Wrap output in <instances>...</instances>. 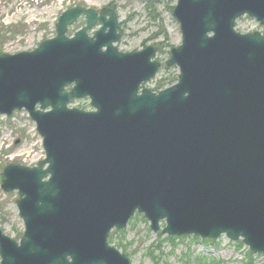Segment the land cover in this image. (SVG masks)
I'll list each match as a JSON object with an SVG mask.
<instances>
[{
    "label": "water",
    "instance_id": "95a60500",
    "mask_svg": "<svg viewBox=\"0 0 264 264\" xmlns=\"http://www.w3.org/2000/svg\"><path fill=\"white\" fill-rule=\"evenodd\" d=\"M173 16L182 43L166 66L180 74L158 94L141 91L155 48L120 53L109 8L68 10L55 38L0 55V115L25 110L46 153L5 168L25 232L0 228L1 264H131L109 237L136 213L154 233L226 235L264 255V36L235 30L244 16L264 26V0H178ZM84 99L94 110L68 107Z\"/></svg>",
    "mask_w": 264,
    "mask_h": 264
},
{
    "label": "rangeland",
    "instance_id": "374dc122",
    "mask_svg": "<svg viewBox=\"0 0 264 264\" xmlns=\"http://www.w3.org/2000/svg\"><path fill=\"white\" fill-rule=\"evenodd\" d=\"M176 4L177 0H0V55L30 52L55 38L59 18L68 10L83 7L100 11L111 6L116 9L122 25L125 23L123 38L117 44L120 50L161 45L157 60L164 66L156 78L144 86L154 90L160 80L179 75L178 67L165 66L171 49L182 43L180 26L172 13ZM84 27L82 18L70 28L68 35L73 36ZM99 28L96 25L90 34ZM240 29L242 32L264 31L254 19L241 23ZM168 87L166 82L160 90ZM72 107L92 110L89 100ZM45 157L43 139L27 112H16L12 117L0 115V228L18 243L25 231L17 207L19 194L2 190L3 172L9 164L36 167ZM164 227L165 224L162 229ZM111 237L110 244L128 256L131 264H264V255L250 252L242 240L232 242L225 235L211 241L194 236L170 238L154 233L140 214L133 217L127 228L112 231Z\"/></svg>",
    "mask_w": 264,
    "mask_h": 264
},
{
    "label": "flooded vegetation",
    "instance_id": "af4514ba",
    "mask_svg": "<svg viewBox=\"0 0 264 264\" xmlns=\"http://www.w3.org/2000/svg\"><path fill=\"white\" fill-rule=\"evenodd\" d=\"M109 8H111V9H114L113 7H111V6H109ZM102 11V10H101ZM101 11H98V16H100V14H101ZM114 11L117 13V11H116V9H114ZM107 18L109 19L110 17L109 16H107ZM84 20H85V18H83ZM249 19H251L250 17H248V16H244V17H242V18H240L239 20H237V22H236V30L239 32V33H242V34H249V33H256V32H259L261 35H263L264 36V31H256V30H249V31H240L241 29H240V26H241V23H246V20H249ZM117 20H118V32H119V35H120V37H119V40L120 39H122L123 38V35H122V30H123V27H124V25H125V23H123V25H122V22L120 21V19H119V16H118V13H117ZM256 21V20H255ZM257 22V21H256ZM258 23V22H257ZM98 26H100L101 27V24H97ZM258 25L261 27V28H263L264 29V26H261L259 23H258ZM93 31V30H92ZM91 31V32H92ZM97 32V31H96ZM95 32V33H96ZM95 33L94 34H90V36L91 37H93L94 35H95ZM119 40H118V42H119ZM118 42L116 43V47H117V49H118V51L120 52V53H122V54H132V53H139V52H142L143 50H145L146 48H148V47H153V48H155V50H156V55H155V57H154V59L152 60V61H157V62H160V61H158L157 60V55H158V53H160V51L162 50V48H161V45H148V46H144L143 48H141L140 50H134V51H122V50H120L119 48H118V46H117V44H118ZM164 66V65H163ZM163 66H162V68H163ZM161 68V69H162ZM159 74V73H158ZM157 74V75H158ZM156 75V76H157ZM156 76L152 79V80H150V81H148L147 83H145V84H143L142 86H141V90H143V89H145L144 88V86L145 85H147L149 82H151V81H153L155 78H156ZM163 80V79H162ZM161 81V80H160ZM159 81V82H160ZM160 90V83H158V88L157 89H154V90H151L152 92H155L156 93V91H159Z\"/></svg>",
    "mask_w": 264,
    "mask_h": 264
},
{
    "label": "trees",
    "instance_id": "16d2710c",
    "mask_svg": "<svg viewBox=\"0 0 264 264\" xmlns=\"http://www.w3.org/2000/svg\"><path fill=\"white\" fill-rule=\"evenodd\" d=\"M176 81H177V78H173V79H170V78L169 79H163V80L160 81V86L163 85V84H165L166 82H168L169 85H173ZM110 241H112V237L110 238ZM119 246L121 247L122 245H119Z\"/></svg>",
    "mask_w": 264,
    "mask_h": 264
}]
</instances>
